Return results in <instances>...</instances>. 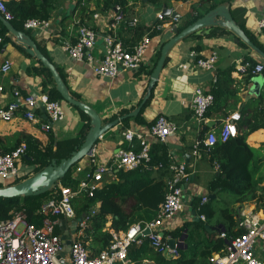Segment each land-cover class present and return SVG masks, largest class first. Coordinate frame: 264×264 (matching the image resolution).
Wrapping results in <instances>:
<instances>
[{
    "label": "crops",
    "instance_id": "0c3cea01",
    "mask_svg": "<svg viewBox=\"0 0 264 264\" xmlns=\"http://www.w3.org/2000/svg\"><path fill=\"white\" fill-rule=\"evenodd\" d=\"M77 1L53 0L47 17L52 23L48 34L41 29L24 30L57 68L70 93L92 106L100 115L103 123L125 115L119 120V123L112 126L96 141L102 159L109 161L117 148L130 147L128 140L123 136V132L127 129L145 132L159 114H164L177 123V132L167 136L164 142L152 140L151 153L157 159L165 149L170 154V161H184L189 176L192 175V181L188 180L183 185L184 195L187 199L185 207L173 218L166 220L162 226L164 239L168 243L170 239H175L180 243L179 246L175 245L178 248L176 257L188 258L191 253L188 250L189 244L191 247L197 241L200 242L196 239L189 241L188 245L184 243L188 236L187 232L197 227L195 223L201 222L203 225H208L209 231L206 228V231L199 229L197 234L199 233L202 238L210 240L218 238L219 233L225 232L230 224L229 218L223 217L221 211L219 212L221 214H217L220 209L219 203L228 193L220 191L218 188L209 187L210 181L218 173V164L210 160L209 154H202L201 158H195L191 154L192 146L196 140L205 137L207 130H214L217 133L224 119L234 111L240 113V120L236 122L237 135L240 132L239 129H246V126H242V121L253 110L255 99L264 91V74L262 72L253 74L251 79L246 81L248 72L240 73L237 71L236 65L241 61H247L248 58L263 63L264 60L247 44V46L243 45L241 43L243 41H237L236 35L227 28L213 26L209 28L208 34L190 33L178 40L168 51L149 98L136 114H128L140 105L146 94L157 50L161 44L174 35L172 31L174 23L182 24L187 15L191 13L192 8L203 14L208 10L210 1H215L217 4L227 2L236 23L241 26L248 37L251 35L264 46V29L258 27V20L264 17V0H168L165 3L128 0L122 7L124 21L118 24L114 32L128 46L139 41L144 35L149 36L150 42L139 68L135 71H124L114 78L95 74L86 63L72 59L62 49L63 42H75L76 21H80L81 18H83L82 22L86 21L96 30L97 38L92 51L96 58L101 57L103 35L109 32L106 26L108 19L105 21L102 18L93 19L91 15L93 12H98L109 16L112 8L102 11L92 1L86 3L82 0L78 5ZM163 6L172 7L179 15L178 19L169 16L159 19L157 14L160 13ZM82 7H85L86 10H81ZM88 11L92 12L88 14ZM133 18H137V23L134 25L129 23ZM192 50L201 56H208L212 52H216L215 70L207 71L198 67L195 59L190 56ZM6 58L11 60V67L6 72L0 70V106L14 98V89H17L22 96L28 93L36 96L42 92L49 93L51 86L44 85L43 74L38 73L34 68L38 66L35 57L27 56L13 42H7L0 48V65ZM228 69L231 70L230 73L225 72ZM214 74L218 75L216 82L212 80ZM197 86L214 94V101L205 113L202 123L194 119L189 105L194 88ZM60 102L64 110V117L54 122L49 131L45 132L40 127L42 123L47 122L46 114L42 108H37L35 111L39 117L36 122L26 120L23 108H21L12 120H0V137L28 134L37 139L41 146H45L50 140L78 138L81 126L86 122V119L69 103H62L64 100ZM263 142L264 128L253 130L246 137V143L254 149L251 169L256 185L245 199L240 201L234 196L230 205L225 207L232 210L234 218H240V214L243 212L262 215L264 208ZM131 145L138 148V141L133 139ZM17 164H19L17 177L25 176L33 168L32 164L24 162L22 159ZM151 170L153 177H160L163 172L159 168H151ZM169 175V173L164 174L160 178L165 182ZM117 180V174L114 171L110 176H105L104 183ZM0 181L4 184L6 180L0 179ZM210 194L214 195L211 199L208 198ZM193 195H197L200 200L202 196H206L207 200L204 204H209V201H212L213 204H210L214 208V215L211 218L208 219L204 215V219L200 217L199 220L195 219L196 215L200 216V214L193 208L195 204L191 201ZM127 203L129 206L130 202ZM98 206L99 202H97ZM111 221L112 217L108 216L103 227L104 231L108 232L107 229L112 227ZM183 226L181 234L174 235L175 231ZM237 228H241L238 222L232 231ZM87 241L90 247L91 238L89 237ZM256 250L258 255H264V246L261 244ZM214 252L216 251L211 252L209 257ZM142 264L155 263L152 260L143 259Z\"/></svg>",
    "mask_w": 264,
    "mask_h": 264
},
{
    "label": "built area",
    "instance_id": "2783aa9c",
    "mask_svg": "<svg viewBox=\"0 0 264 264\" xmlns=\"http://www.w3.org/2000/svg\"><path fill=\"white\" fill-rule=\"evenodd\" d=\"M111 11L109 16L98 12H93L91 15L93 19L102 18L104 21L108 19L106 26L109 32L103 35L101 57L96 58L92 52L97 33L86 21H76L75 42L65 41L61 44L62 49L72 59L86 63L95 74L108 78H114L124 71L137 70L144 60L150 42L149 36L144 35L133 45H125L114 32L118 24L124 21L122 7L116 4ZM0 14L6 20L13 19V14L7 9L5 0H0ZM157 15L159 19L163 18L160 13ZM129 23L136 24L137 18H133ZM51 25V20L48 18L29 17L23 21L24 29H41L47 34ZM258 27L264 29V17L258 20ZM190 56L195 59L198 67L207 71L215 70L216 52L201 56L192 50ZM10 67L11 60L6 58L0 65V70L6 72ZM236 67L240 73L256 74L263 71L264 63L257 61L251 66L249 61H241ZM212 80L216 82V74ZM13 96L10 102L0 106L1 121L12 120L16 112L23 108L24 118L36 122L39 117L35 111L37 108H42L47 122L42 123L40 127L47 132L54 122L64 117L61 102L50 99L48 93L42 92L38 96L28 93L22 96L17 89H14ZM213 101L212 92L205 91L199 86L194 88L189 105L192 116L197 122H204L205 113ZM239 120L240 113L234 111L224 119L217 133L214 130H207L202 139L204 150L209 152L217 140L225 142L235 137L238 133L236 122ZM177 130L176 122L164 114H159L145 132L125 130L123 136L128 140L130 147L117 148L109 161L101 158L94 142L88 153L74 163L72 177L78 180L77 188L72 189L58 183L54 187L53 194L36 209L34 214L38 217V222L29 221L24 209L14 211L10 218L0 219V264H128L129 246L140 244L142 237H146L157 252L176 257L178 248L170 246L161 232L164 222L173 218L186 205L183 185L189 180V172L184 161H170L167 167L170 175L164 182L165 193L156 216L149 221L131 223L125 230H116L112 227L107 229L110 234L109 244L97 251L88 246L86 239L89 219L96 212L97 203L88 213L78 216L72 201L80 193L92 196L95 189L103 186L105 176H110L119 169L128 171L139 166L148 169L162 167L161 162L151 165V142L152 140L164 142L167 136ZM133 139L138 141V148L131 145ZM25 152L26 145L23 142L8 152L0 151V179L17 177V163ZM191 154L195 158H201V139L194 142ZM206 200L207 197L202 196L201 203ZM199 217L204 219L203 214ZM60 219H65L67 229L71 226V221L76 220L73 230H70L67 236L70 239L69 249L64 253L65 244L62 242L59 229ZM238 225L242 231L232 237L223 249L214 252L209 257L208 264H264V255H258L256 252L259 244L264 246V208L261 216L252 212H243L238 218ZM146 228L149 232L143 234ZM219 237L224 238L225 233L220 232Z\"/></svg>",
    "mask_w": 264,
    "mask_h": 264
},
{
    "label": "trees",
    "instance_id": "16d2710c",
    "mask_svg": "<svg viewBox=\"0 0 264 264\" xmlns=\"http://www.w3.org/2000/svg\"><path fill=\"white\" fill-rule=\"evenodd\" d=\"M82 0L77 1V5ZM86 3L92 1L96 7L100 10H108L113 8L116 4L123 7L128 0H84ZM152 3H165L168 0H148ZM209 1V0H208ZM53 0H5L7 9L13 14V19L10 20L12 25L18 30H24L23 21L29 17L47 18L49 9L52 5ZM217 2L210 1L209 8L215 6ZM81 10L85 11L86 8L82 7ZM193 10V12H192ZM191 13L186 17V20L182 24H178L179 30L196 20L202 15L199 11H195L193 8ZM93 11V10H92ZM92 11H88V14ZM83 18L80 19L82 21ZM27 32V31H26ZM193 33V32H192ZM13 36L7 31L5 25L0 20V48L7 42H13V44L27 56H31L22 48L20 44L16 42ZM251 40L264 51V46L259 43L254 37L249 35ZM243 45L247 46L244 42ZM162 46V44H161ZM160 46V48H161ZM160 48L157 50L155 63L160 54ZM33 57V56H32ZM38 66L34 67L38 73L43 74L44 85H50L49 97L52 100L61 101L63 100L59 92L55 87L54 79L47 67H45L38 59ZM251 66H254L257 62L254 59L248 58ZM230 69L225 72L230 73ZM224 73V72H222ZM262 73L264 74V68ZM253 74L248 72L246 81L251 79ZM62 77V76H61ZM63 78V77H62ZM64 79V78H63ZM218 80V75H217ZM71 95L74 96L72 93ZM214 95V94H213ZM254 108L249 112L242 121V126H246L245 130H240L239 134L235 137L229 138L225 142L217 140L212 145L209 152L204 150L201 138V150L202 154H209L211 161H215L218 164V173L210 181L209 187L212 189L218 188L220 191L232 193L238 198L243 200L250 195L251 191L256 185V181L253 178V171L251 169V161L254 155V149L246 143L247 135L257 128H264V91L255 99ZM261 106V108H258ZM75 107L86 119V122L81 126L79 131V137L74 139H61L58 141L50 140L45 146H41L39 141L28 134H17L13 136L0 137V151L8 152L14 149L20 143H25L26 152L22 157L24 162H28L33 165L32 170L25 176H18L15 178L7 179L2 185L14 184L22 179H25L32 174L38 172L46 165L50 164L52 160L57 163L65 157L71 154V151L79 146L85 134L90 127V117L81 111L78 107ZM264 145V142H263ZM169 153L164 149L159 158L151 153V165L162 163V177L164 174H168V165L170 163ZM157 156V157H158ZM74 164L70 167L68 172L63 178L59 180V183L63 186L71 187L72 189L77 188L78 180L72 177V170ZM117 181L104 183L99 189H95L92 196L84 194L83 203L76 209L77 215L80 216L83 213H88L97 202L99 206L96 212L90 216L89 226L86 229L87 239L90 237V248L94 251L102 249L109 244L110 234L103 230V227L107 221V217L111 216V225L116 230H125L131 223L137 221H149L156 216L159 204L162 202L165 193V183L160 177H153L152 170L139 166L136 169L124 171L119 169L116 171ZM55 188L46 191L38 195L30 196H17V197H0V219L10 218L12 213L16 210L24 209L27 213L29 221L38 222V217L34 214L40 204L48 199ZM197 200V202H196ZM193 202V208L200 215H205L206 218H211L214 215V208L211 204H201V200L198 199L197 195L191 197ZM130 205L128 206V203ZM197 206V207H196ZM223 217L229 218V227L225 230V237H218L216 239H204L198 230H205L204 225L195 223L196 228L188 231V236L184 243L187 245L192 240H200V242L194 243L191 247L188 246L190 256L185 258L179 256L176 258L166 257L165 255L157 252L149 243L146 237H142L140 244H132L128 248V258L130 264H142L143 259L152 260L155 264H207L208 257L213 251H219L223 249L227 242L230 240L229 237H234L240 231L241 228L233 230L237 226L238 218H234L233 212L229 208H223L221 210ZM184 226L177 231L174 235L181 234ZM231 237V238H232ZM202 247V248H200ZM193 251H191L190 249ZM199 249V250H197Z\"/></svg>",
    "mask_w": 264,
    "mask_h": 264
},
{
    "label": "water",
    "instance_id": "95a60500",
    "mask_svg": "<svg viewBox=\"0 0 264 264\" xmlns=\"http://www.w3.org/2000/svg\"><path fill=\"white\" fill-rule=\"evenodd\" d=\"M162 17L169 16L174 19H178L179 15L173 10L172 7L163 6L160 11ZM0 20L5 25L7 31L13 36L18 44L22 46V48L30 54L31 56L38 59L45 67H47L54 79L55 87L62 99L69 103L72 106L78 107L81 111L86 113L90 117V127L87 133L84 136L82 143L79 146H76L74 150L71 151V154L68 157L62 158L58 163L55 160H52L50 164L43 167L38 172L32 174L31 176L22 179L21 181L9 184L2 185L0 187V197H17V196H30V195H38L42 194L46 191L53 189L59 182L61 178L65 176L70 167L77 162L79 159L84 157L91 145L96 142L100 136H102L106 131H108L112 126L119 123V120L125 117L123 115L120 118H116L115 120L109 122H102L100 115L94 110L92 106L89 104L74 98L65 81L59 74L57 68L54 64L41 52V50L37 47V44L32 39V37L23 30L16 29L9 20H6L0 14ZM213 26H220L223 28H227L232 31L236 35V40H241L245 44H247L258 56H260L264 60V51L254 44L253 41L247 36L244 30L236 23L233 19L230 10L229 4L227 2H221L216 4L215 6L209 8L206 12H204L201 16H199L196 20L188 24L182 29H178V24L172 25V31L174 35L168 38L160 48L159 57L149 75L147 92L144 95L140 105L133 110L128 115H134L138 112L141 106L144 104L146 99L149 98L152 88L156 83L166 55L170 48L181 38L184 36L195 32L199 34H208L209 28ZM192 181V175L189 176V182ZM214 195L210 194L208 198H213ZM196 220H199V216L196 215ZM79 220V218L77 219ZM76 220L71 221V226L69 229L66 228L65 219H60L59 221V229L61 231V239L65 244L64 252L68 251L70 239L67 237L70 230H73L75 226ZM206 230L209 231V227L207 224L204 225ZM149 229L146 228L143 231V234H147ZM164 233L161 232V235ZM170 246L180 245L178 241L175 239L169 240Z\"/></svg>",
    "mask_w": 264,
    "mask_h": 264
},
{
    "label": "rangeland",
    "instance_id": "374dc122",
    "mask_svg": "<svg viewBox=\"0 0 264 264\" xmlns=\"http://www.w3.org/2000/svg\"><path fill=\"white\" fill-rule=\"evenodd\" d=\"M175 21V20H174ZM174 24H177V23H174ZM173 24V25H174ZM62 103H65V101L64 102H62ZM257 155V154H256ZM255 155V156H256ZM17 166L19 167V164H17ZM21 166V165H20ZM251 166H252V164H251ZM9 179V178H8ZM7 180V179H6ZM0 183H2L1 181H0ZM3 184V183H2ZM234 197V194H232V193H228L227 195H225L224 196V198H223V200L219 203L220 205H219V210H218V212H217V214L223 209V208H225V207H227V206H229L230 205V202H231V200H232V198ZM83 201H84V194L83 193H80L73 201H72V205H73V207L74 208H78L82 203H83ZM210 203H212V201H209ZM213 204V203H212ZM216 214V215H217ZM219 214H221V213H219ZM221 217H222V215H220Z\"/></svg>",
    "mask_w": 264,
    "mask_h": 264
}]
</instances>
